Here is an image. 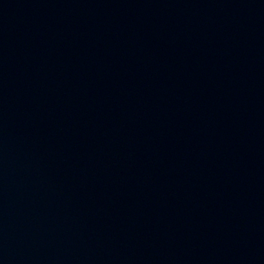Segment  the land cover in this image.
<instances>
[{"label":"water","instance_id":"water-1","mask_svg":"<svg viewBox=\"0 0 264 264\" xmlns=\"http://www.w3.org/2000/svg\"><path fill=\"white\" fill-rule=\"evenodd\" d=\"M0 264H264V0H0Z\"/></svg>","mask_w":264,"mask_h":264}]
</instances>
